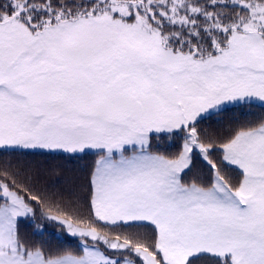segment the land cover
<instances>
[{
  "label": "snow or ice",
  "instance_id": "1",
  "mask_svg": "<svg viewBox=\"0 0 264 264\" xmlns=\"http://www.w3.org/2000/svg\"><path fill=\"white\" fill-rule=\"evenodd\" d=\"M256 105L264 0H0V264H264V118L200 126ZM25 154H92L87 195Z\"/></svg>",
  "mask_w": 264,
  "mask_h": 264
},
{
  "label": "trees",
  "instance_id": "2",
  "mask_svg": "<svg viewBox=\"0 0 264 264\" xmlns=\"http://www.w3.org/2000/svg\"><path fill=\"white\" fill-rule=\"evenodd\" d=\"M260 118H264V107L259 105L251 108L229 106L218 116L202 121L200 126L222 132L229 126L235 127L246 120H258ZM12 159H20L26 166L40 171L42 188L63 192L71 190L81 197L87 195L88 174L95 159L92 154H85L79 158H65L62 154H25L14 155ZM197 171L202 174L207 172L206 167L200 161L195 163L192 172L188 173L186 179L191 178ZM20 232L26 238L42 242L52 249L70 248L75 250L79 244L76 238L66 235L58 224H46L43 234L40 235L34 232V225L31 222L24 221L20 224ZM197 264H212V261L206 257L198 261Z\"/></svg>",
  "mask_w": 264,
  "mask_h": 264
}]
</instances>
